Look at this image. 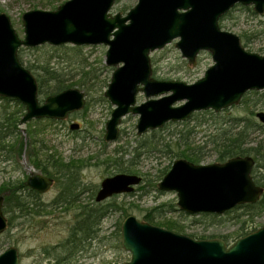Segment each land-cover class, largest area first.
I'll use <instances>...</instances> for the list:
<instances>
[{
    "label": "water",
    "instance_id": "1",
    "mask_svg": "<svg viewBox=\"0 0 264 264\" xmlns=\"http://www.w3.org/2000/svg\"><path fill=\"white\" fill-rule=\"evenodd\" d=\"M116 0H69L56 11L33 10L23 17L25 38L10 18L0 14V98L25 107L21 124L33 120L65 121L82 111L87 96L68 89L40 101L34 75L21 63L22 47L108 46L106 64L117 67L104 96L115 106L104 140L119 139L128 115L138 116L137 134L143 136L170 123H184L198 112L222 111L238 105L249 92L264 91V56L246 51L240 38L220 27L235 6H253L264 13V0H138L126 16L111 13ZM192 65L201 52H210L214 65L194 84L158 81L152 77L151 53L173 41ZM142 93L146 101L137 104ZM179 102L183 105L175 106ZM257 117L264 124V113ZM72 124L71 130H78ZM255 160L236 157L225 163L196 165L178 159L158 184L161 192H175L179 209L188 215L222 216L238 207L257 204L264 189L254 182ZM142 177L121 173L103 180L95 202L132 194ZM26 185L44 194L52 178L34 175ZM0 196V236L7 231ZM122 247L131 254L125 264H264V227L227 247L222 240H195L128 217L122 225ZM0 264H21L16 247L0 254Z\"/></svg>",
    "mask_w": 264,
    "mask_h": 264
},
{
    "label": "rangeland",
    "instance_id": "2",
    "mask_svg": "<svg viewBox=\"0 0 264 264\" xmlns=\"http://www.w3.org/2000/svg\"><path fill=\"white\" fill-rule=\"evenodd\" d=\"M67 1L69 0H0V14H6L10 18L16 33L23 40L25 33L22 17L26 12L56 11ZM115 3L111 13L126 16L137 5L138 0H116ZM220 27L237 35L246 51L264 56V13L257 15L253 6L238 5L220 20ZM177 41L151 53L152 77L158 81L194 84L214 65L212 55L207 51L201 52L196 64L192 65L176 48ZM107 51L108 46L105 45L79 47L70 44L60 47L50 45L36 48L22 47L19 50L23 65L27 69H30L29 65H33L35 69L31 68V71L38 76L43 74L40 67L49 64L52 69L62 74L64 79L69 80L70 85H74L71 89H79L86 94L87 104L82 111L72 114L65 121L42 119L22 125L21 120L25 115L20 113L18 102H6V99L0 98V118L11 116L20 119L16 127L8 123L11 132H17L15 139L8 137L5 141H0L2 146H6L5 150H0V196L5 197L7 191L4 187L9 185H14L17 189L26 186L31 190L26 185L27 180L38 174L45 176L41 166L46 164L49 156L63 164L73 163L81 166L82 169L79 171L81 183L88 188L82 194L81 202L71 206L64 205L36 211L37 213L30 217H20L14 213L4 214L8 220V228L0 236V254L11 246L16 247L21 264H51L55 255L53 248H59L73 236V229L80 219L81 208L86 205L94 206L92 193L99 190L104 179L121 174L113 165L116 150L133 152L134 148L141 146L143 138L148 135L153 136L151 132L139 136L136 128L139 117L128 115L120 125L119 139L113 143L105 142L106 124L115 106L105 98L104 94L111 82L113 72L117 69L106 64ZM246 97L248 100L244 102ZM145 101L144 94L140 93L137 104L140 105ZM261 102L264 103V91L253 95L246 94L238 105L221 113L214 112L215 117L204 115V111L195 113L184 122L185 124L171 126L163 134L159 131L157 138L165 139V142L173 146L171 149L174 151L180 149L175 145L179 135L182 136V140L189 138L195 143L191 148H197L207 142L208 147L203 150L206 155L196 165L220 163L218 154L221 151L213 150L209 140L210 136L215 135L218 129L224 126V122L251 119L261 129L257 132L253 131L251 138L255 137V144L264 140V124L257 117L258 113H264ZM184 103L179 102L175 106ZM256 103L258 105H255ZM72 124H79L80 129L71 130ZM233 126L237 127L235 124ZM157 138L154 139L158 140ZM255 144H249L248 148H253ZM159 148L166 150L163 147ZM189 149L181 148L186 154ZM139 151L141 156L135 157L136 165L132 168V174L142 177L144 181L142 180L141 185L136 187L132 194L114 196L98 204L107 207L108 213L94 227L93 237L82 242L71 264L130 262L131 254L122 247V225L130 216H134L140 222L149 223L145 217L155 215L151 217L155 220L154 227L189 236L195 240L210 239L223 242L226 240L231 246L243 232H257L264 227V203L256 211L253 209L255 212L253 215L249 214L248 209L240 207L222 216L209 214L192 216L182 212L178 206L177 194L159 191L158 184L161 181H156L160 172L166 170L168 173L178 159H172L165 153L149 152L148 149H139ZM250 157L254 159L253 156ZM131 158V155H127L120 163L127 166ZM259 164H264V161H260ZM259 164L255 161L252 178L256 174L258 176L264 174L262 169L261 172H256ZM61 189L59 182L54 179L53 187L48 192L39 194L38 202L42 206L51 204L60 195ZM115 207L121 209L114 211ZM241 226L246 228L240 231ZM45 250L51 252L50 255H46ZM56 250L58 253L63 252L62 248Z\"/></svg>",
    "mask_w": 264,
    "mask_h": 264
},
{
    "label": "trees",
    "instance_id": "3",
    "mask_svg": "<svg viewBox=\"0 0 264 264\" xmlns=\"http://www.w3.org/2000/svg\"><path fill=\"white\" fill-rule=\"evenodd\" d=\"M75 49L77 50L78 48ZM19 59L23 64L20 55ZM29 68L30 69L28 70L34 75L37 80L38 93L41 102L49 96L71 89L74 86L70 85V81L64 79L63 75L52 69L49 64L40 67V69H42L43 71V74H38V76H36L31 71V68L35 69L33 65H29ZM83 88L84 87L82 86V89ZM257 93L258 92H249L247 95H253ZM246 100H248L247 97L243 101L245 102ZM5 101L11 102L14 100L6 99ZM255 105H258V103H256ZM261 105L264 106V103L261 102ZM18 107H20L21 109L20 113H24L25 115V107L23 105L21 106L20 103H18ZM251 113L253 112L251 111ZM203 114L212 115L214 117L216 116L213 111L205 112ZM218 117L219 116H217V118ZM232 122H224V126L220 127L215 135L213 134L212 136H210L209 144L211 143V145L213 146V150L221 151L220 154H218V161L220 163H225L237 156H253L256 164H259L262 160L264 161V140L259 141L255 144V137L251 138L253 131H260V127H258V125L251 119H234L232 120ZM8 123H11V125L16 127V125L20 123V119H15L11 116H4L3 118H0V141H5L8 137H13L15 139V137L17 136V132H11V127ZM183 124L185 123H170L166 125L162 130L151 132L153 136L150 137V135H148L143 138L141 141V146L134 148L133 152H128L124 149L116 150V158L113 165H115L121 173L132 174V168L136 165V163H134V159L135 157L138 158L141 156V152L139 151V149H148L149 152L155 151L159 154L165 153L167 156H171L172 159H185L194 164H199L204 159L203 157L206 155L203 150L208 147L207 142L202 146H198L197 148H191L195 143L193 141H190L189 138H185L184 140H182V136L179 135L180 137L175 143V145L180 148L179 151L177 150V152L171 149L173 146L171 144H168V142H165V139H162V137L157 138L159 131H161L163 134V132L169 129L171 126H181ZM234 124L237 127H234ZM154 138H157L158 140H155ZM252 143L255 144V146L253 148H248V145ZM159 147H163V149L165 148L166 150L164 151ZM182 147L190 148L187 151V154L181 150ZM5 148L6 146H2L0 144V150H5ZM137 151H139L138 154H136ZM127 155H131L132 158L129 165L124 166L120 162ZM41 167L45 176H50L53 179H56L57 182H59L62 187L60 195L51 204L42 206L38 202L39 193H37L36 191L28 190L26 186H24L22 189H17L16 187H14V185L5 186L4 188L7 192H5L4 194V214L14 213L20 217H30L37 213L36 211H44L48 208H58L64 205L71 206L72 204L81 202L82 194H84L85 191L88 190V188L83 186V184L81 183V176L79 172L80 169H82L81 166L79 167L73 163L63 164L58 160H55L52 156H49L46 164ZM261 169L264 171V164H259L256 168V172H261ZM166 175V170L161 171L160 175L157 176L156 181H162V179ZM253 179L256 185L264 189V174L261 173L260 176L256 174V176H253ZM97 192L98 191L95 190L91 196L92 200L94 201V206L86 205L81 208V213L79 214L80 219L78 220L76 227H74L73 229V236L69 238L66 243L62 244V246L59 247L63 249V252L58 253L56 250L59 249L58 247L53 248L54 250L52 249L55 255L53 256L51 264H71V261L79 251L82 242H85L89 238L93 237L95 233L94 227L98 225L103 218L106 217L108 213L107 210L109 209L107 207H102L98 205L100 203L95 202ZM263 203L264 194L262 196V199L257 204L245 205L240 208L248 209L247 211L249 212V214L253 215L255 213L253 209L256 211ZM120 209V207H115L114 211H118ZM151 217H155V215H147L145 217V220L153 225L155 223V220L151 219ZM76 234H78V236ZM44 253L46 255H50L49 253L51 252L45 250Z\"/></svg>",
    "mask_w": 264,
    "mask_h": 264
},
{
    "label": "flooded vegetation",
    "instance_id": "4",
    "mask_svg": "<svg viewBox=\"0 0 264 264\" xmlns=\"http://www.w3.org/2000/svg\"><path fill=\"white\" fill-rule=\"evenodd\" d=\"M54 180V179H53ZM242 228H240L239 230L240 231H243L246 227H244V226H241ZM254 232H256V231H251V232H243L236 240H235V242H237L238 240H240V239H242V238H245V237H247V236H249V235H251V234H253ZM200 240H205V239H200ZM207 240H210V239H207ZM224 242H225V244H226V246L227 247H230L231 246V243H229L228 241H226V240H224Z\"/></svg>",
    "mask_w": 264,
    "mask_h": 264
}]
</instances>
